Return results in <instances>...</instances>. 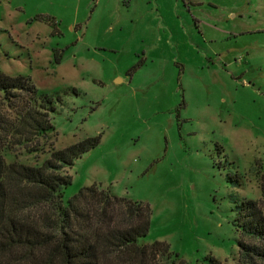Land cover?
I'll return each mask as SVG.
<instances>
[{"label":"rangeland","instance_id":"obj_1","mask_svg":"<svg viewBox=\"0 0 264 264\" xmlns=\"http://www.w3.org/2000/svg\"><path fill=\"white\" fill-rule=\"evenodd\" d=\"M0 71L59 97L43 150L6 162L101 135L64 199L97 184L148 204L144 242L237 264L235 200L264 211V0H0Z\"/></svg>","mask_w":264,"mask_h":264},{"label":"trees","instance_id":"obj_2","mask_svg":"<svg viewBox=\"0 0 264 264\" xmlns=\"http://www.w3.org/2000/svg\"><path fill=\"white\" fill-rule=\"evenodd\" d=\"M58 100L39 93L28 77L0 71V264H189L164 241L144 242L148 204L94 183L64 199L72 179L62 168L98 146L101 135L61 149L50 143L39 166L5 161L3 151L17 146L27 153L43 150L41 140L54 132L49 114ZM233 225L241 235L237 264H264L261 201L235 200ZM195 264L224 263L208 255Z\"/></svg>","mask_w":264,"mask_h":264}]
</instances>
